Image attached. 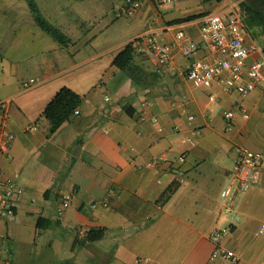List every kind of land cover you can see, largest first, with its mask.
I'll list each match as a JSON object with an SVG mask.
<instances>
[{
	"label": "crops",
	"instance_id": "0c3cea01",
	"mask_svg": "<svg viewBox=\"0 0 264 264\" xmlns=\"http://www.w3.org/2000/svg\"><path fill=\"white\" fill-rule=\"evenodd\" d=\"M33 1L71 42L41 29L27 0H0V100L8 102L6 129L14 134L0 170L17 173L23 190L14 214L0 216V264H222L210 257L213 226L230 228L221 242L238 264H264V167L238 193L235 216L220 197L233 179L235 147L264 153L262 86L243 95L218 80L198 87L185 77L195 58L213 55L199 26L220 1L140 0L127 15L123 0ZM99 17L106 21L97 27ZM178 29L198 47L188 57L175 48L174 71L158 74L139 49L141 37L156 31L171 42ZM258 37L264 34L254 29L246 39L263 46ZM136 39L137 57L118 69L114 57ZM62 87L83 99L50 132L42 112ZM226 110L235 112L232 130ZM172 181L177 189L159 205ZM102 200L106 206L92 207ZM92 228H104L103 238L73 247L75 231Z\"/></svg>",
	"mask_w": 264,
	"mask_h": 264
},
{
	"label": "built area",
	"instance_id": "2783aa9c",
	"mask_svg": "<svg viewBox=\"0 0 264 264\" xmlns=\"http://www.w3.org/2000/svg\"><path fill=\"white\" fill-rule=\"evenodd\" d=\"M157 6L167 5L174 0H152ZM140 0H123L121 12L131 14L138 6ZM239 0H221L218 6L202 17L199 26L202 47L213 53L210 57L195 58L187 68L185 77L194 86L208 87L213 81H220L223 90H235L243 95L248 94L262 86L264 96V45L247 42L248 29L243 23ZM140 50L147 51L155 72L164 74L174 71L172 53L176 48L184 56H191L198 44L182 29L175 32L171 42H163L158 32L150 31L141 37ZM256 52L257 58L248 61L249 56ZM105 99H108L106 97ZM7 101L0 100V154L8 151L13 144L14 134L6 129ZM77 109L74 110V113ZM245 115V114H244ZM246 116V115H245ZM141 118H144L141 116ZM189 120L192 119L188 115ZM226 130L234 126L235 112L226 110L223 114ZM33 129V126L28 128ZM192 142V139L190 140ZM236 162L232 181L220 192L225 209L235 216L237 211L234 202L240 192L247 191L259 181L264 167V153L255 151L245 145L235 147ZM155 162V161H154ZM22 187L18 183V174L8 176L0 170V216L14 214L13 198L22 194ZM112 191H109L111 194ZM69 195H63L62 201L68 204ZM106 206L107 201L93 203ZM230 232L229 227L213 226L209 237L213 242L210 257L217 258L222 264H238V255L222 244V238ZM137 258L132 264H141Z\"/></svg>",
	"mask_w": 264,
	"mask_h": 264
},
{
	"label": "trees",
	"instance_id": "16d2710c",
	"mask_svg": "<svg viewBox=\"0 0 264 264\" xmlns=\"http://www.w3.org/2000/svg\"><path fill=\"white\" fill-rule=\"evenodd\" d=\"M217 2L221 0H215ZM28 7L32 13L34 22L53 39L62 45H68L71 40L59 28L50 24L40 13L36 3L33 0H27ZM239 9L243 23L248 31L257 29L261 34H264V0H240ZM198 17L189 16L181 19L189 20ZM138 39L127 43L114 57L113 65L118 69H128L132 63L135 54V43ZM83 97L74 92L69 87H62L51 100L46 104L42 115L49 121V131H55L64 121H66L74 113V110L79 107ZM178 187L177 181H172L160 194L157 199L159 205L165 202L172 196ZM105 234L104 228H92L89 230H76L73 247L83 245L88 242L97 241L103 238Z\"/></svg>",
	"mask_w": 264,
	"mask_h": 264
},
{
	"label": "rangeland",
	"instance_id": "374dc122",
	"mask_svg": "<svg viewBox=\"0 0 264 264\" xmlns=\"http://www.w3.org/2000/svg\"><path fill=\"white\" fill-rule=\"evenodd\" d=\"M114 7H116V6H114ZM112 11V10H111ZM110 13L111 12H109V15H110ZM108 15V14H107ZM118 20H122V19H118ZM104 21H106L105 20V18H101V17H99L97 20H94L93 22H95V23H93L94 25H97V27L98 26H100ZM118 22H117V24L116 25H114L113 27H111V28H114L115 26H118ZM109 29V31H111V30H113V29ZM252 30H254V29H252ZM258 39H259V41L262 43V42H264V38H261V37H258ZM134 57H137V55H136V53L134 54ZM131 90H133V89H131Z\"/></svg>",
	"mask_w": 264,
	"mask_h": 264
}]
</instances>
